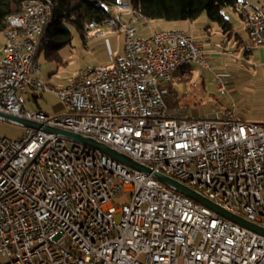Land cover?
Returning <instances> with one entry per match:
<instances>
[{
	"label": "built area",
	"instance_id": "2783aa9c",
	"mask_svg": "<svg viewBox=\"0 0 264 264\" xmlns=\"http://www.w3.org/2000/svg\"><path fill=\"white\" fill-rule=\"evenodd\" d=\"M236 4L248 13L255 46H264V7ZM114 8L121 15L103 25L119 28L125 44L108 69L111 77L87 68L61 89H46L37 77L36 40L44 25L36 17L52 13L49 4L33 19L11 18L26 23L31 35L19 32L0 47V112L93 137L264 226V126L233 109L209 118L171 111L168 86L180 68L204 63L203 45L191 29L141 36L130 4ZM9 41H20V48H9ZM152 87H161V95H152ZM217 87L228 93L219 77ZM29 89L57 94L66 112L33 115L25 106ZM152 104L161 111L151 112ZM73 110L83 118H71ZM124 195L130 198L117 207ZM181 261L264 264V236L94 148L31 128L23 140L0 137V264Z\"/></svg>",
	"mask_w": 264,
	"mask_h": 264
},
{
	"label": "rangeland",
	"instance_id": "374dc122",
	"mask_svg": "<svg viewBox=\"0 0 264 264\" xmlns=\"http://www.w3.org/2000/svg\"><path fill=\"white\" fill-rule=\"evenodd\" d=\"M123 1L126 4L130 2V0ZM250 1L258 6L264 5V0ZM253 11L254 9L249 7V12L251 13ZM224 13L231 21L235 32L239 35L246 36L247 25L242 16L231 9H226ZM182 25H184V28H194V33L192 34L197 42L198 39L204 38V40L209 39L211 44L220 46L225 40L222 28L217 23L211 21L206 14H203L195 22L182 23ZM174 27H178V25H175V23L152 20L141 21L137 25L138 34L141 36H148L153 32H158L157 30L161 31L160 29L162 28L172 29ZM179 27L182 26L180 25ZM104 31H106V33L101 36H99L97 32L92 31L89 34V40L85 42L81 35L73 29L72 43L60 50L62 63L46 61L45 53L43 52L42 63H45L43 68L44 79L46 81L44 82L50 84L49 86L52 88H66L71 85L73 80L83 70L89 67L112 65L115 58L120 55L121 48H123L124 34L107 29ZM6 41L5 33H0V47H3ZM234 44L235 42L233 41L230 43V46L233 47ZM223 55L224 54L221 53L220 56L214 57L212 60L208 61V67L201 63L191 64L189 70L193 73V78L188 77L190 80L187 83H185L186 81L179 83L176 81L178 76H175L174 86L180 94H187L182 100L181 109L179 110H182L188 117L209 118L226 106L228 94H220L217 91V86H215V83L212 81L215 74L219 72L220 69L229 70V68L233 67L231 60ZM239 71L240 72L236 73L237 77L242 78L246 76L244 71ZM204 80L206 82L205 86L202 85ZM238 86H240L241 90H243V86L244 92L248 95L254 93V89L247 86V80H240ZM25 97L26 108L37 110L40 107L43 112L47 113H52L54 107L61 103L59 96L53 92L44 93L29 89ZM35 97L37 98V103ZM26 136L27 128L0 120V137L18 141L23 140ZM129 198V195L119 197L116 201L117 207H120ZM116 221L118 223L120 222L119 215L116 217Z\"/></svg>",
	"mask_w": 264,
	"mask_h": 264
},
{
	"label": "trees",
	"instance_id": "16d2710c",
	"mask_svg": "<svg viewBox=\"0 0 264 264\" xmlns=\"http://www.w3.org/2000/svg\"><path fill=\"white\" fill-rule=\"evenodd\" d=\"M29 1L45 0H0V33H5L10 28L8 18L22 12L24 4ZM51 1L53 20L41 41L39 54L44 52L47 60L59 63H62L60 50L72 43L73 29L85 40L86 26L92 22L103 25L114 15L113 6L119 3V0ZM237 2L238 0H130L129 4L149 20L167 23L195 22L206 14L222 28L225 37L229 38L234 36L235 31L224 11H235ZM189 80L188 77H183L176 81L187 83ZM168 87L169 109L177 111L181 109L182 100L187 94H180L174 82Z\"/></svg>",
	"mask_w": 264,
	"mask_h": 264
},
{
	"label": "crops",
	"instance_id": "0c3cea01",
	"mask_svg": "<svg viewBox=\"0 0 264 264\" xmlns=\"http://www.w3.org/2000/svg\"><path fill=\"white\" fill-rule=\"evenodd\" d=\"M250 5L255 8L264 7V5L258 6L256 4H253L252 2L250 3ZM182 23H187V22H182ZM182 23H176L175 25H178V27H174V28L189 29V28H184L183 27L184 25H182ZM180 25L182 27H179ZM105 29H107L105 26L101 27L102 31H104ZM163 29L166 28H162L160 30ZM94 32L97 31L94 30ZM191 32L194 33V28H191ZM105 33L106 31H104V34ZM224 39L225 40L223 44L220 46L211 44L209 42L210 41L209 39L207 40H204V38L198 39V42L203 45L205 50V60L204 63L201 64H204L208 67L207 62L212 60V58L214 57L216 58L220 56L221 53L224 54L223 55L224 57L231 60L233 67L229 68V70L220 69V71L215 74L212 80L215 83V86H217V80L219 77L225 82L227 86L228 93H226V95L228 94V101L224 108L233 109L236 116L245 122L255 123L264 126V46L261 47L255 46L253 39L250 37L248 27H247L246 36L239 35L235 32L234 36L232 35L229 38L224 37ZM87 40H89L88 36L85 38L84 41L87 42ZM233 41L235 42V44L232 47L230 46V43ZM124 44H125V36H124ZM123 52H124V45L123 48H121L120 55ZM42 56L43 53H40L38 55V63L41 72L40 74L37 75V77L40 80L45 81L44 68H43L45 63H42L43 62ZM45 59L48 62H56V61H49L47 60L46 57ZM189 67L190 66H188L186 69L183 70L181 69L176 73V75L178 76L177 80L183 77L186 78V76L193 78V73H191ZM239 70L244 71L246 76L242 78L237 77L236 73L240 72ZM240 80H247V86L251 89H254V93L252 95H248L246 92H244L243 86H242L243 90H241L240 86H238V82ZM205 83L206 82L204 80L202 85L205 86ZM47 85L49 86L50 84ZM216 88L217 91L219 92L218 87ZM35 99L37 103L38 102L37 98L35 97ZM28 110L36 111L34 109H28ZM37 110L43 111L40 107ZM65 112H66V108L62 103H60L54 107V111L52 113H48V114H64Z\"/></svg>",
	"mask_w": 264,
	"mask_h": 264
},
{
	"label": "water",
	"instance_id": "95a60500",
	"mask_svg": "<svg viewBox=\"0 0 264 264\" xmlns=\"http://www.w3.org/2000/svg\"><path fill=\"white\" fill-rule=\"evenodd\" d=\"M0 120L13 123L15 125H19L25 128H31L35 130H42L46 133L53 134L57 137H64L71 141H74L78 144L88 146L94 148L96 150L101 151L105 155L111 157L112 159L116 160L117 162L125 165L126 167L132 168L134 170L143 172L148 175H153V177L158 180L159 182L163 183L170 189L181 193L184 196H187L197 203L201 204L202 206L212 210L219 216L223 217L226 220H229L239 226H242L246 229H249L257 234L264 236V226L255 223L244 216L236 214L234 212L229 211L222 205L210 200L206 196H204L201 192L196 191L185 184L179 182L178 180L162 173L161 171L155 170L153 167L142 163L129 155L119 151L118 149L111 147L105 143L100 142L99 140L80 134L77 132H72L56 127L46 126L41 123H37L34 121H29L21 117H17L15 115L7 114L0 112Z\"/></svg>",
	"mask_w": 264,
	"mask_h": 264
},
{
	"label": "bare ground",
	"instance_id": "6f19581e",
	"mask_svg": "<svg viewBox=\"0 0 264 264\" xmlns=\"http://www.w3.org/2000/svg\"><path fill=\"white\" fill-rule=\"evenodd\" d=\"M42 4H49V6L52 9V13H43L41 15H38V17H36V24L37 25H44V28H43V38H44L46 32L48 31L49 27L52 24V20H53V3L51 0L29 1V2L24 4L22 12H20L18 14L11 15L8 18L10 28L5 32L6 39H8L9 36L10 37H17L19 32H20V38H29V36L31 35V28L26 27V23H14L13 24L11 22V18H15L18 20L33 19V12H37L38 9L42 8ZM123 5H124V1L119 0V3L114 5L113 7H120ZM130 10L133 14H135L136 16L139 17L140 21H150L148 18L143 16L139 11L134 9L131 5H130ZM235 11L238 12L242 16L243 20L245 21V23L248 27L249 34L252 35L253 25L249 21V16H248L246 9H244L243 7H240L238 4H236ZM117 15H121V8H114V15L110 18V21H117ZM95 24H96V22H92L86 26V33H87L86 37L88 36V38H89V34L94 30L97 31V34L99 36L104 35V31L101 30L102 26H105L109 30L119 32V28H117L115 26H109V25L94 26ZM172 29H176V28H172ZM163 32H170V29H163ZM150 35H159V31L153 32ZM43 38H37V40H36V48H35V57L36 58H38L39 51L41 48V43H42L41 41ZM9 48H20V41H9ZM186 67H188V66H184L183 68H186ZM183 68H180L179 71ZM89 69H93L95 71H103V77H111V70H108V69H113V64L110 66L89 67ZM123 81H130V74H123ZM174 81L175 80H172V83ZM41 85H42V87H44L46 89H55V88L48 86L42 80H41ZM152 95H161V87H152ZM158 111H161V104H152L151 105V112H158ZM31 113L33 115L46 114L45 112H43L41 110L31 111ZM71 118H83V111H81V110L71 111ZM261 223H264V216H261Z\"/></svg>",
	"mask_w": 264,
	"mask_h": 264
}]
</instances>
